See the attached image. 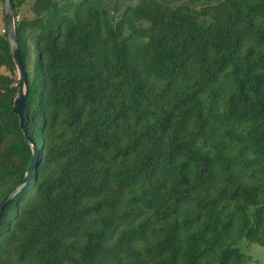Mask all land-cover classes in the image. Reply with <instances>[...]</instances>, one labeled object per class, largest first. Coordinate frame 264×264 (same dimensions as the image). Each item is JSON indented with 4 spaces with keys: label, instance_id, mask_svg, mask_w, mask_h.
<instances>
[{
    "label": "trees",
    "instance_id": "1",
    "mask_svg": "<svg viewBox=\"0 0 264 264\" xmlns=\"http://www.w3.org/2000/svg\"><path fill=\"white\" fill-rule=\"evenodd\" d=\"M4 3V0H0ZM0 33V264H249L264 248V0H13ZM5 20V17H4Z\"/></svg>",
    "mask_w": 264,
    "mask_h": 264
},
{
    "label": "water",
    "instance_id": "2",
    "mask_svg": "<svg viewBox=\"0 0 264 264\" xmlns=\"http://www.w3.org/2000/svg\"><path fill=\"white\" fill-rule=\"evenodd\" d=\"M4 13H5V24H6V31L8 34V40L11 48V55L14 61V64L17 69L18 75V91L16 95L13 97L11 101V107L13 112L18 115L20 119L21 126L24 127V108L26 104V100L29 95V84L27 78L26 68L23 64L21 51L18 44L17 39V28H16V17H15V8L13 0H4ZM26 141L31 146L33 151V159L31 165L29 167L28 173L23 180V182L15 188V190L10 193L5 199L2 201L0 205V224L1 218L4 209L7 207L9 203L14 201L18 195L25 189L28 183L33 178V170L35 169L37 162L39 160V150L36 144L28 137L26 131L24 130Z\"/></svg>",
    "mask_w": 264,
    "mask_h": 264
},
{
    "label": "rangeland",
    "instance_id": "3",
    "mask_svg": "<svg viewBox=\"0 0 264 264\" xmlns=\"http://www.w3.org/2000/svg\"><path fill=\"white\" fill-rule=\"evenodd\" d=\"M4 17V3L0 1V33H4V29L6 28ZM250 247L248 251H246V247L243 248L244 252L251 256L252 260L249 264H264V248L255 244Z\"/></svg>",
    "mask_w": 264,
    "mask_h": 264
}]
</instances>
